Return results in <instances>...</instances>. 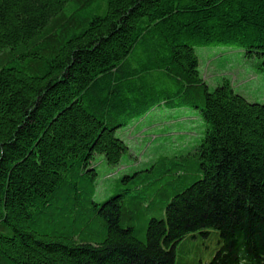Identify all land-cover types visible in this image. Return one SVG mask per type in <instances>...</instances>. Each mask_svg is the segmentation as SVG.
Here are the masks:
<instances>
[{"label": "trees", "instance_id": "16d2710c", "mask_svg": "<svg viewBox=\"0 0 264 264\" xmlns=\"http://www.w3.org/2000/svg\"><path fill=\"white\" fill-rule=\"evenodd\" d=\"M214 46L264 77V0H0V264H176L210 230L209 264H264V103L210 91ZM183 108L204 121L188 150L100 189L119 130Z\"/></svg>", "mask_w": 264, "mask_h": 264}, {"label": "rangeland", "instance_id": "374dc122", "mask_svg": "<svg viewBox=\"0 0 264 264\" xmlns=\"http://www.w3.org/2000/svg\"><path fill=\"white\" fill-rule=\"evenodd\" d=\"M196 53L210 91L215 90L218 80L225 77L231 80L234 90L248 102L264 103V77L256 70L254 62L245 57L244 50L235 46H214L197 48ZM163 114L166 118L162 120L145 119L144 123H133L118 131L119 137L130 147L129 154L122 159L120 166L110 167L102 156L95 158L93 165L99 172L100 189L106 185L110 175L130 172L138 165L137 161L140 163L144 159V155L147 161L148 157L156 158L162 149L170 153L178 152L194 143L203 131L201 127L204 121L197 110L183 108L175 112L164 111ZM158 115H161L159 110L150 119ZM162 122L164 124H159ZM164 138L167 139L166 142L163 141ZM104 199L105 196L95 198L98 202ZM208 232L191 234L182 243L177 255L178 264H209L212 261L220 248V237L218 231Z\"/></svg>", "mask_w": 264, "mask_h": 264}, {"label": "bare ground", "instance_id": "6f19581e", "mask_svg": "<svg viewBox=\"0 0 264 264\" xmlns=\"http://www.w3.org/2000/svg\"><path fill=\"white\" fill-rule=\"evenodd\" d=\"M203 75H204V73H203ZM204 79L206 80L205 76H204ZM206 81H207V80H206ZM207 82H208V81H207ZM188 149H189V146L186 147V148L181 149V151H185V150H188ZM197 233H198V232H197ZM176 264H178L177 255H176Z\"/></svg>", "mask_w": 264, "mask_h": 264}]
</instances>
